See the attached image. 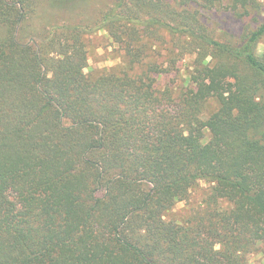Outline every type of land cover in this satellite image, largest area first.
Returning a JSON list of instances; mask_svg holds the SVG:
<instances>
[{"label":"trees","instance_id":"trees-1","mask_svg":"<svg viewBox=\"0 0 264 264\" xmlns=\"http://www.w3.org/2000/svg\"><path fill=\"white\" fill-rule=\"evenodd\" d=\"M103 1L36 27V0H0V264H247L264 247V0ZM194 6L254 24L221 40ZM99 31L121 63L85 74Z\"/></svg>","mask_w":264,"mask_h":264},{"label":"rangeland","instance_id":"rangeland-1","mask_svg":"<svg viewBox=\"0 0 264 264\" xmlns=\"http://www.w3.org/2000/svg\"><path fill=\"white\" fill-rule=\"evenodd\" d=\"M36 2L35 15L31 21L36 27H44L46 25L62 22L78 23L85 21L87 18L92 19L97 10H99L104 3L103 0H87L78 7L71 6L67 10H61L57 3L58 0H36ZM195 8L199 11L198 17L204 26L221 40L226 36L239 33L243 27L254 24L253 15L240 18L235 12L227 8L216 7V9L209 10L203 9L200 6ZM263 17L264 14L260 16V18ZM85 42L87 49L85 74H90L98 70H108L121 63L120 52L116 49V46L104 31H99L86 37ZM263 48L264 38L261 40L258 50L262 51ZM186 64L187 62L180 63L179 68H181V71L174 72L167 77L162 76L158 81L159 85H181L185 80V71L183 69L186 68ZM208 106L209 108H207V110L214 109L212 104ZM204 117L206 118L207 116L205 115ZM206 136L208 139V134H206ZM207 188L208 184L200 182L199 185L191 191L189 200L187 202L178 203L166 219L176 222H183L186 220L190 213L199 206ZM247 264H264L263 246L258 247L256 251L247 256Z\"/></svg>","mask_w":264,"mask_h":264}]
</instances>
